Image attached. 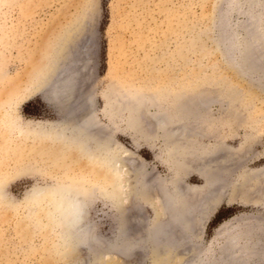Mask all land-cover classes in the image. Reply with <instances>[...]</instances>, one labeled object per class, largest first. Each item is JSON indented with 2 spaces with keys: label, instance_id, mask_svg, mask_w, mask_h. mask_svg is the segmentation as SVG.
Listing matches in <instances>:
<instances>
[{
  "label": "rangeland",
  "instance_id": "rangeland-1",
  "mask_svg": "<svg viewBox=\"0 0 264 264\" xmlns=\"http://www.w3.org/2000/svg\"><path fill=\"white\" fill-rule=\"evenodd\" d=\"M234 1L0 0V75L5 74L8 79L23 76L28 61L35 63L49 50L56 33L70 23L76 21L90 30V58L77 44L69 52L66 69L72 76L74 94L78 92V104H84L88 92L92 93L98 121L93 131H99L96 134L101 140L108 137L112 144L109 155L118 159L127 183L133 181L135 174H144L146 183L157 189L172 177L166 132H161L149 118L154 108L148 112L138 104L142 100L145 105L153 103L170 109L175 98L184 94L191 114L196 116L188 131L193 130L191 136L198 149L210 148L216 153L178 167V185H202L198 172L213 173L222 180L211 196L198 202V211L202 206L204 211L203 215L196 214L201 226L194 220V231L201 236L196 243L209 264H215L226 251L225 233L231 226L247 232L244 226L248 224L244 221L264 219V198L255 191L263 188L264 182L249 176L264 168V49L254 51L250 67L240 57L248 24H254V33L264 29V0H257L253 6L246 0H238V5ZM3 84L0 81V89ZM105 93L109 96L108 114H104ZM119 104L125 110L116 111ZM13 115L21 123L57 119L54 109L39 95L18 104ZM195 123L202 127L194 129ZM19 135L16 130L7 133L10 146L22 141ZM26 141L30 144L29 139ZM179 141L183 143L182 138ZM28 156L38 158L40 152L33 150ZM69 162L68 159L64 167L59 163L45 166L34 159L30 164L20 165L12 160L0 164V264H90L96 259L85 250L87 256L83 249L73 251L75 254L64 252L56 240L55 229L51 228L50 216L44 211L46 207L32 197L34 187L52 184L57 175L72 171L78 174L80 162ZM23 164L27 165V173L15 175L13 171ZM223 165L226 172L218 173ZM86 180L81 179L83 184ZM92 180L98 186L104 182L96 175ZM91 195L86 217L95 225L98 243L94 251L98 252V244L105 248V244L118 239L119 223L109 198L98 192ZM219 210L221 213L216 216ZM132 216L128 219L141 220ZM226 221L229 229L215 237L218 226ZM136 240L140 245V240ZM259 241L255 238L251 244L256 251ZM138 246L132 248L129 258L114 254L106 257L126 264H148V254ZM189 249L190 244L187 257L191 260L194 255ZM251 262L257 264L255 258Z\"/></svg>",
  "mask_w": 264,
  "mask_h": 264
},
{
  "label": "bare ground",
  "instance_id": "bare-ground-1",
  "mask_svg": "<svg viewBox=\"0 0 264 264\" xmlns=\"http://www.w3.org/2000/svg\"><path fill=\"white\" fill-rule=\"evenodd\" d=\"M246 1L251 6L257 4V0ZM234 2L236 5L239 4L238 0ZM70 24L56 33L50 41L49 50L44 54L40 52L42 56L39 55L41 57L38 56L39 59L35 63L28 61L25 65L26 70H23V76L8 79L5 74L0 75V81L4 82L0 89V164H4L6 160L18 161L20 165L22 163L30 164V161L34 159L35 162L42 161L45 166L59 163L60 166L64 167L63 164L68 159L70 162H80L78 174H75V171L61 173L62 175L59 174L52 178L54 180L52 184L34 187L31 190L33 200L46 207L44 211L50 216L49 220L53 223L51 228L55 229L56 240L60 242L64 252H76L78 249H80L79 251L83 249L85 252L86 250L90 252L91 255L89 254V256H96L95 260L93 259L95 257H92L93 260L90 264H126L111 258L112 256L108 258L106 256L114 254L122 255V258L128 257L133 250L132 248L139 245L136 240L139 239L141 250L148 254V264H209L202 254L203 250L196 243L199 234L197 236L194 231L197 226L195 229L194 226L199 223L197 220L199 217L196 218V214H200L203 209L202 206L201 211H198L201 200L208 195L211 196L216 190V185H219L218 181L222 183V180H219L216 174L198 172L203 180L202 185H178V180L181 178L178 167H185V163H189V160H196L202 158L203 155L216 153L210 148L207 150L198 149V144L191 136L193 130L191 133L188 131L191 119L192 121L196 119V116L191 114L189 102L184 94L179 95L175 98L172 108L169 109L164 106L160 107V105L156 106L153 103L145 105L142 104L141 100L138 107L139 105L140 108L144 106L145 111L154 108V111L149 113V118L154 121L155 126L161 132H166L169 139L168 144H166V153L170 157L169 169L173 175L157 189L152 184L146 183L144 174L143 176L135 174L133 181L127 183L123 176V168H120L118 161H116L117 158L109 155L112 144L108 142V137L101 140L96 134L99 131L95 133V130L93 131L98 121L95 116L96 111L93 97L90 95L91 92L86 94L84 104H78V92L74 94L76 89H72V76L66 69L70 50L74 51L76 45L80 44L88 59L92 50L88 45L91 36L90 30H86V27H80L76 21ZM248 25H250L247 27L248 36L242 43L240 57L250 67L252 56L255 57L256 54L254 51L257 52L260 48L264 49V29L260 30L259 28L258 32L254 33L251 32L254 24ZM255 25H259L258 21ZM253 62L255 63V61ZM86 63L88 62L86 61ZM34 95H39L48 106L54 109L57 119L27 120L21 123L17 115H13L18 104L25 102ZM103 99L106 103L104 114H108L110 112L107 106L109 96L105 93ZM129 104L130 107L134 106L131 105L132 103ZM121 106L119 104L116 111L125 110L120 109ZM199 123H201L200 120ZM199 123H195V128H193L202 127ZM140 126L139 129H141ZM13 130L21 134L19 136H22V141L10 146L12 143L7 140V133ZM180 138H182L183 143L179 141ZM28 139L30 144L26 141ZM112 147L114 148V146ZM33 150H39L40 156L38 158L34 156L32 159L29 156L26 157ZM100 161L102 164L98 163ZM97 164L99 166L95 167ZM172 165H176L177 169L173 168ZM226 170L227 168L224 166L217 172L225 173ZM27 171V165L23 164L13 173L22 175ZM92 174L93 176H91ZM94 175L102 178L103 184L99 186L93 184L92 177ZM249 176L254 181L262 178L261 180L264 182V168L252 171ZM81 179H87L86 183L83 184ZM262 187L255 191L261 198H264V186ZM220 189L222 190V187ZM92 192L101 193L109 198L119 223L118 239L105 244V248L102 247V243L98 244L100 246L97 249H102V251L99 249L98 252H95L98 243L95 225L91 224L92 222L90 223L86 217L87 203L91 199ZM199 201L200 203H198ZM134 209L137 210L133 214ZM132 215L143 220L128 219V216L133 218ZM195 218L197 222L194 221ZM244 223L248 224L244 226L247 232L238 231L239 227L235 226H231L229 229L227 221L218 226L215 237L222 231L229 230L225 233L223 244V250L226 251L221 253L215 264H251V259L254 258L257 260V264H264V219L254 217L250 222L244 221ZM199 226H201L200 223ZM132 235L135 238L131 237ZM199 237L201 238V236ZM255 238L260 239L258 251L253 249V245H251ZM101 241L103 240L101 239ZM189 244V250L194 255L191 260H188L189 255L187 257ZM85 254L87 255L86 252Z\"/></svg>",
  "mask_w": 264,
  "mask_h": 264
},
{
  "label": "trees",
  "instance_id": "trees-1",
  "mask_svg": "<svg viewBox=\"0 0 264 264\" xmlns=\"http://www.w3.org/2000/svg\"><path fill=\"white\" fill-rule=\"evenodd\" d=\"M220 213H221V210H219V211L217 212L216 216H219Z\"/></svg>",
  "mask_w": 264,
  "mask_h": 264
}]
</instances>
